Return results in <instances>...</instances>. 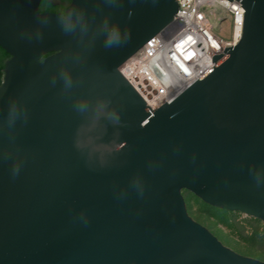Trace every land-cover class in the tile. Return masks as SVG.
I'll list each match as a JSON object with an SVG mask.
<instances>
[{
  "label": "water",
  "instance_id": "95a60500",
  "mask_svg": "<svg viewBox=\"0 0 264 264\" xmlns=\"http://www.w3.org/2000/svg\"><path fill=\"white\" fill-rule=\"evenodd\" d=\"M40 1L0 0V264H264L193 220L182 196L264 225V0H238L239 41L154 110L119 67L176 0H70L89 28L73 35ZM104 19L131 40L106 49Z\"/></svg>",
  "mask_w": 264,
  "mask_h": 264
},
{
  "label": "built area",
  "instance_id": "2783aa9c",
  "mask_svg": "<svg viewBox=\"0 0 264 264\" xmlns=\"http://www.w3.org/2000/svg\"><path fill=\"white\" fill-rule=\"evenodd\" d=\"M176 2L173 20L119 67L153 110L210 69L213 56L235 45L243 31L245 11L238 0Z\"/></svg>",
  "mask_w": 264,
  "mask_h": 264
},
{
  "label": "rangeland",
  "instance_id": "374dc122",
  "mask_svg": "<svg viewBox=\"0 0 264 264\" xmlns=\"http://www.w3.org/2000/svg\"><path fill=\"white\" fill-rule=\"evenodd\" d=\"M224 28L225 36H229L227 28ZM182 196L188 215L206 227L225 246L264 261V225L261 220L207 204L190 191H182Z\"/></svg>",
  "mask_w": 264,
  "mask_h": 264
},
{
  "label": "clouds",
  "instance_id": "9594fccd",
  "mask_svg": "<svg viewBox=\"0 0 264 264\" xmlns=\"http://www.w3.org/2000/svg\"><path fill=\"white\" fill-rule=\"evenodd\" d=\"M104 2L109 7H118L120 5L121 0H104ZM40 23L43 25H47L49 20L46 16H40ZM57 23L60 25L62 32L66 35L76 34L78 31L83 34H87L89 31L88 25L84 19V14L82 12H78L75 8H69L63 14H59L57 16ZM104 35V47L106 49L120 48L126 45L131 40V32L122 29L118 23H113L109 25L108 20L104 19L102 22L101 28L98 30L96 34ZM40 33L37 32V36ZM95 36L93 37V39ZM62 78L65 81L66 86L71 85L70 78L62 74ZM78 108L83 110L86 108L85 104L78 105ZM21 114L18 111L15 104L10 105L9 108V123L14 124L18 119H20ZM18 170L14 169V174H16Z\"/></svg>",
  "mask_w": 264,
  "mask_h": 264
},
{
  "label": "flooded vegetation",
  "instance_id": "af4514ba",
  "mask_svg": "<svg viewBox=\"0 0 264 264\" xmlns=\"http://www.w3.org/2000/svg\"><path fill=\"white\" fill-rule=\"evenodd\" d=\"M69 2L70 0H41L39 4V10L40 12H54L63 14ZM9 57L10 56L8 55V57L4 59V63Z\"/></svg>",
  "mask_w": 264,
  "mask_h": 264
},
{
  "label": "trees",
  "instance_id": "16d2710c",
  "mask_svg": "<svg viewBox=\"0 0 264 264\" xmlns=\"http://www.w3.org/2000/svg\"><path fill=\"white\" fill-rule=\"evenodd\" d=\"M0 83L2 81L3 76V67H4V59L8 57V54L0 47Z\"/></svg>",
  "mask_w": 264,
  "mask_h": 264
}]
</instances>
